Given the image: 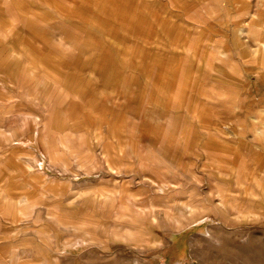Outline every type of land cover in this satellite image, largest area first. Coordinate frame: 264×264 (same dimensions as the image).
<instances>
[{"label": "rangeland", "instance_id": "obj_1", "mask_svg": "<svg viewBox=\"0 0 264 264\" xmlns=\"http://www.w3.org/2000/svg\"><path fill=\"white\" fill-rule=\"evenodd\" d=\"M95 1H105L106 7H95L93 10V38L86 40L85 19H82V23L71 22L62 26L66 28V34L63 33L62 42L58 41L62 49L55 50L56 54L53 52L54 41L46 38L44 76H50L58 66L69 70L68 76L72 82L86 90L82 93L86 92L90 98L91 103L85 105L88 108L93 103L97 105L95 114L108 97L119 93L123 99L121 102L116 100L118 107L121 109L125 106L126 109L120 116H147L152 107V113L159 120L164 116L169 124L195 135L201 133L203 127L210 129L219 122L223 140L231 138L230 131L245 128V106L251 96V89L248 88L251 79H264V72L252 71V60L261 64L264 57V38L261 37L264 33V0H221L224 6L221 15V10L217 13L210 9L213 0H206L205 9L200 7L205 0ZM74 12L86 17L84 9L77 8ZM71 37L81 40L73 42ZM117 43H120V49L115 46ZM134 52L136 56H133ZM214 81L227 87L213 88ZM75 84L70 89H74ZM134 84L141 90L138 109L133 103ZM69 85L66 82L64 88ZM85 86L91 88L85 89ZM31 89L28 91L34 93V89ZM260 89L254 91H264ZM49 90L61 100L58 89L50 87ZM32 96H23L26 103L18 106L23 108L22 112H35L38 109L34 103H30L33 102L30 99ZM231 96L237 107L221 104L228 102ZM41 97H46L45 92L42 91ZM17 100L19 97L15 98ZM216 108L217 117L213 113ZM253 116V126L263 128L262 120L256 119V111ZM204 118L206 126H203ZM16 121L14 125L18 128L26 125L20 118ZM54 124V121L51 124L47 122V125H52L49 128H53ZM84 128L81 126V129ZM262 136L263 133H256L254 138L260 141ZM238 145L241 151L238 152L239 156H244V141ZM248 166L239 161L235 166L238 167V180H241L239 192L234 195L236 199L229 198V195L226 199L222 193L220 211L213 208L212 200H207V232L198 233L206 230L195 227L193 229L198 232L190 234L186 231L187 225L200 219L198 213L204 212L194 206L191 207L190 216L186 217L173 216V212L168 216L162 213L157 217L144 218L136 211L118 209L121 200L118 190L121 185L102 186V177L96 179L100 183L94 184L91 190L90 186L85 190L71 185L70 181H57L54 184L46 177H33L31 174L27 177L19 167L0 169V264H35L44 259H48L49 264H264V199H259L258 194L262 187L259 182L264 180V162L256 160L254 168L250 167V170ZM220 171L223 173L221 179L224 190L229 173L235 170L222 165ZM53 173L59 175L56 169ZM247 176L250 179L248 186L241 184ZM82 177L87 178L84 175ZM204 179L212 181L214 177L209 175L200 178L202 181ZM23 182L31 183L26 185ZM71 186L75 191L72 194ZM40 188L45 193H41ZM105 192L107 196L103 202L100 197ZM88 194L94 196V202L82 201ZM182 197L181 193H175L172 197L174 204ZM136 199L140 203L145 201L139 194ZM230 202L236 208H229ZM29 204L35 206L33 212L26 216L19 214L26 211L25 207ZM50 205L57 208V219L53 221L48 215L52 208ZM83 218L91 219L93 224L101 226L95 238L89 237L88 232L84 233L82 228L86 225L81 224ZM153 219L158 221L161 228L164 227L163 230L169 221L175 225L174 233L169 236L172 243L169 242L167 248L166 239L158 246L155 244L156 236L147 231L148 227L158 229ZM65 227H72V231L65 230ZM134 228L136 230H133L132 239L113 233L114 230L120 232ZM35 231L43 236L36 235ZM51 233L56 237L55 245L49 244L44 237ZM142 237V241H137ZM160 242L158 240L157 244ZM17 250H33L35 253L31 257L20 255L16 262L12 255Z\"/></svg>", "mask_w": 264, "mask_h": 264}, {"label": "crops", "instance_id": "obj_2", "mask_svg": "<svg viewBox=\"0 0 264 264\" xmlns=\"http://www.w3.org/2000/svg\"><path fill=\"white\" fill-rule=\"evenodd\" d=\"M213 1L210 9L217 13L221 10L220 15L224 13L223 1ZM206 6L205 0L200 7L205 9ZM95 7L103 9L106 7L105 1L99 3L95 0H0V169L19 167L29 177L28 168L33 167L43 173L38 174V177H46L54 184L57 181H70L71 185L85 190H88L89 186L91 190L94 184L100 183L96 179L102 177L100 183L102 186L121 185L118 190V196L121 198L117 205L118 209L136 211L144 218L157 217L162 213L168 216L173 212V216L186 217L190 216L193 210L191 207L194 206L204 212L198 213L200 219L187 225L186 231L190 234L193 231L198 232L193 228L202 227L206 231L198 233H205L207 232L205 224L209 221L206 218L209 216L206 213V201L212 200L213 208L220 211L223 194L226 199L227 195L232 199L239 192L241 180H238V167H235L238 161L249 165V170L250 167L254 168L256 160L264 162V91H254L260 88L264 90V79H251L248 87L251 89V96L245 106L246 126L237 128L235 132L230 131L231 138L228 140L222 139L219 122L214 123L210 129L203 127L201 133L197 135L188 134L185 129L180 130L174 124H169L164 116V120L163 118L159 120L158 116L152 113V107L147 116H120L126 109L125 106L121 109L118 107L116 100L121 102L123 99L119 93L108 97L105 104H102L103 107L95 114L97 105L90 104V108L85 105L91 103L90 98L86 92L82 93L86 90L78 88V84L72 82L68 76L69 70L58 66L50 76H47L48 79L44 76L46 70L43 68L47 49L46 38L54 41L53 52L56 54L55 50L62 49L58 41L62 42V35L66 34V28L62 27L66 23H82L84 21L82 19H85L88 35L86 40L94 37L92 16ZM77 8L84 9L86 17L74 12ZM261 37L264 38V33ZM70 40L74 42L81 38L71 37ZM74 45L77 46V43ZM115 46L120 49V43ZM70 47L73 48L72 45ZM133 56H136V52ZM252 64V71L264 72V57L261 64L255 62V59L252 60ZM66 82L70 83L68 88H64ZM74 84V89H70ZM50 87L58 89L61 100L50 93ZM212 87L227 86L214 81ZM30 88L34 89V93L28 91ZM87 88L91 87L85 86V89ZM15 89L23 92L19 93L20 91H14ZM42 91L46 95L44 99L41 97ZM140 91V87L137 88L134 84L133 103L137 109ZM29 94L33 95L30 98L33 102L30 103H34L38 109L35 112H22L23 108L18 106L26 103L23 96L28 98ZM18 97L19 100L16 102L15 98ZM212 104L214 102L207 105ZM217 104L219 105V102ZM221 104H232L237 107L233 96L228 102ZM255 111L258 114L256 119L263 122L261 129L253 126ZM213 113L217 117V108ZM18 118L26 124L24 127L22 125V128H18L14 125ZM217 119L215 118V121ZM51 121L55 122L53 128H49L52 125H47V122L51 124ZM203 122V126H206L205 118ZM66 126L69 128L66 129ZM81 126L85 128L81 129ZM256 133L258 135L263 133L260 141L255 140ZM243 141L246 146L245 155L239 156L241 151L238 150V144ZM222 165L235 170L228 175L229 180L225 184L227 187H224L226 190L222 188L223 173L220 171ZM55 169L59 175L53 173ZM95 174L99 175L93 178ZM82 175L87 178H83ZM209 175L214 177L212 181L200 180ZM249 180L247 176L241 184L248 186ZM259 184L262 185L258 193L259 199H264V180ZM252 186L254 187V180ZM108 190L110 193V189ZM72 191L75 192L71 186L70 194ZM175 193L183 195L176 204L172 199ZM138 194L141 199H145L143 203L137 201ZM106 196L105 192L101 194L100 199L105 201ZM93 200L95 198L90 194L82 198V201L86 202ZM231 207L236 208L234 203L230 202L229 208ZM179 211L181 212L177 214ZM204 218L206 220H202ZM156 223L158 224V221L155 222L153 219V224L158 229L150 227L146 229L156 236V245H162V240L166 239L167 248L172 241L169 236L174 233L175 225L169 221L163 230ZM157 233L163 235L158 236ZM158 240L161 241L159 244ZM187 242L188 238L186 245ZM160 250L162 251L161 248Z\"/></svg>", "mask_w": 264, "mask_h": 264}, {"label": "bare ground", "instance_id": "obj_3", "mask_svg": "<svg viewBox=\"0 0 264 264\" xmlns=\"http://www.w3.org/2000/svg\"><path fill=\"white\" fill-rule=\"evenodd\" d=\"M3 39V38H2ZM31 86V85H30ZM80 94V93H79ZM147 96V95H146ZM70 102V101H69ZM68 105V104H67ZM70 106V105H69ZM67 107V106H66ZM147 111V110H146ZM84 113V112H83ZM145 114H146V112H145ZM73 133V132H72ZM69 137V136H68ZM72 137H73V135H72ZM138 137V136H137ZM73 139V138H72ZM87 140V139H86ZM52 143V142H51ZM58 148V147H57ZM59 150V149H58ZM57 150V151H58ZM64 154V153H63ZM58 156V155H57ZM60 156V155H59ZM65 158V157H64ZM134 159V158H133ZM4 164V163H3ZM33 166V165H32ZM62 168V167H61ZM131 169V168H130ZM157 169V168H156ZM28 170H29V173L30 174H33V176H35V175H38V174H41V175H43V173L41 172V171H36L33 167H30V168H28ZM70 170V169H69ZM72 170V169H71ZM74 170V169H73ZM158 171V170H157ZM161 172V171H160ZM68 173V172H67ZM157 174V173H156ZM50 180V179H49ZM163 180V179H162ZM172 184V183H171ZM26 185H28L27 183H26ZM223 185V184H222ZM224 187V186H223ZM40 190H41V193H45V191L44 190H42L41 188H40ZM224 190H226V189H224ZM6 192H8L7 190H6ZM40 193V192H39ZM45 196V195H44ZM103 197V196H102ZM112 199V198H111ZM26 200V199H25ZM94 202V201H93ZM104 202V201H103ZM119 202V201H118ZM1 207H2V205H0ZM51 206V205H50ZM52 207V206H51ZM5 208V207H4ZM34 208H35V206L34 205H28L27 207H25V209H26V211H21V213L19 212V214H21V215H23V216H26V215H28V214H31L32 212H33V210H34ZM244 208V207H243ZM102 209V208H101ZM50 210V209H49ZM60 213V212H59ZM81 214V213H80ZM84 214V213H83ZM39 215V214H38ZM48 215H49V219L50 220H55V219H57V208L54 206V207H52L51 208V210L49 211V213H48ZM87 215H88V213H87ZM12 216V215H11ZM89 216V215H88ZM59 217V216H58ZM101 217V216H100ZM89 218V217H88ZM96 219H99V218H96ZM73 221V220H72ZM211 221H213V220H211ZM99 222V221H98ZM109 222V221H108ZM63 224V223H62ZM81 224L82 225H86V226H88V225H90V227H86V226H84L85 228H82L85 232L84 233H87L88 232V236L89 237H91V238H95V234H97V231H100L101 230V226L99 225H95V224H93L92 223V221H91V219H85V218H83V220H82V222H81ZM93 225V226H92ZM55 226V225H54ZM113 226V225H112ZM32 227V226H31ZM40 227V226H39ZM56 227V226H55ZM23 228V227H22ZM33 228V227H32ZM80 228V227H79ZM164 228V227H163ZM33 230V229H32ZM65 230H67V231H69V230H71L72 231V227H65ZM133 230H136L135 228L134 229H123V230H120V232L118 231V230H114L113 231V233H114V235L115 236H118V237H125V235H126V237L127 238H129V239H132L133 237H132V233H133ZM31 231V230H30ZM118 232L119 233H121L120 234V236H119V234H118ZM35 233H36V235L38 234L39 236H43V235H41L38 231H35ZM6 235V234H5ZM45 237V239H46V241H48L49 242V244H57L56 242H57V240H56V237H55V235L53 234V233H51V234H48V235H46V236H44ZM31 238H32V236H31ZM28 239V238H27ZM43 239V238H42ZM15 240V239H14ZM13 240V241H14ZM22 240V239H21ZM143 240V237L141 238V239H139V240H137V241H142ZM24 241V240H23ZM26 241V240H25ZM38 241V240H37ZM36 240H35V242H37ZM41 241V240H40ZM39 241V242H40ZM7 242V241H6ZM9 243H11V242H9ZM15 243H16V241H15ZM20 242H18V244H19ZM17 244V243H16ZM162 244V243H161ZM194 244V243H193ZM14 245V244H13ZM30 245H31V243H30ZM30 245H29V247H30ZM139 245V244H138ZM17 246H20V245H17ZM6 247V246H5ZM22 247V246H21ZM32 247V246H31ZM17 248H19V247H17ZM62 248V247H61ZM78 248V247H77ZM10 252V251H9ZM34 251L33 250H28V251H23V252H19V250H17V251H15V252H13V255H12V258H13V260L14 261H16L17 262V260L19 259V257H20V255H25V256H33L34 255ZM33 259V258H32ZM41 259H42V257H41ZM59 259V258H58ZM29 260H31V259H29ZM34 260V259H33ZM36 260V259H35ZM39 260V259H38ZM23 262V261H22ZM60 262V261H59ZM21 263V262H20ZM35 264H49L50 262H49V260L48 259H44V260H41V261H37V262H34Z\"/></svg>", "mask_w": 264, "mask_h": 264}]
</instances>
